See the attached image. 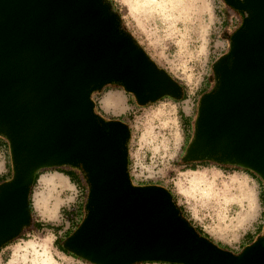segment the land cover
<instances>
[{"label": "water", "instance_id": "95a60500", "mask_svg": "<svg viewBox=\"0 0 264 264\" xmlns=\"http://www.w3.org/2000/svg\"><path fill=\"white\" fill-rule=\"evenodd\" d=\"M231 4L243 23L214 63L182 161L232 165L264 184V0ZM108 84L139 106L181 94L110 0H0V137L12 165L0 184V248L31 223L35 172L71 168L88 195L62 247L89 264H264V237L223 251L193 231L167 189L132 185L129 127L94 112L91 95Z\"/></svg>", "mask_w": 264, "mask_h": 264}, {"label": "rangeland", "instance_id": "374dc122", "mask_svg": "<svg viewBox=\"0 0 264 264\" xmlns=\"http://www.w3.org/2000/svg\"><path fill=\"white\" fill-rule=\"evenodd\" d=\"M112 2L123 29L183 87L179 98L165 96L145 106L137 105L130 93L115 84L106 85L92 96L105 120H119L129 127L128 171L132 185L167 189L193 227L202 229L228 252L239 253L243 246L264 237V185L228 165H198L190 170L182 157L193 132L200 95L213 87L214 63L228 54L230 38L242 25L243 17L222 0H195L191 6L188 0H182L184 7L180 10L148 14H138L131 0ZM230 17L236 19L233 24ZM109 93L121 99L116 114L102 107L101 101ZM7 170L11 171L12 165L9 146L5 145L0 146V175ZM55 175L64 177L65 183L46 187L43 179ZM79 175V184L74 185L53 169L40 172L31 194V223L38 224L39 230L32 225L24 228L0 250V264H89L70 253L72 256L61 253L54 242L63 239L68 229L73 231L85 216L87 188ZM41 199L46 204L36 207ZM56 227L58 232L52 230Z\"/></svg>", "mask_w": 264, "mask_h": 264}, {"label": "trees", "instance_id": "16d2710c", "mask_svg": "<svg viewBox=\"0 0 264 264\" xmlns=\"http://www.w3.org/2000/svg\"><path fill=\"white\" fill-rule=\"evenodd\" d=\"M111 1V3L113 4V2H112V0H110ZM179 84V83H178ZM179 86H180V89H181V95L183 94V87L179 84ZM211 89V88H210ZM100 91V90H99ZM209 90H205L204 92H202L201 93V95H200V97L204 94V93H206V92H208ZM96 92H98V91H96ZM96 92H93L92 93V95H91V99H92V96L94 95V93H96ZM92 101H93V99H92ZM94 102V101H93ZM94 112L97 114V115H99V116H101L102 118H103V116L101 115V113L100 112H98L97 111V109H96V106H95V102H94ZM104 119V118H103ZM105 120V119H104ZM183 122H184V127H186V125L188 124V122H187V119L185 118L184 120H183ZM192 134H193V132H192ZM192 134H191V137H192ZM191 137H190V139H191ZM190 139H189V141H190ZM188 141V142H189ZM5 145H7V147H8V143H7V141L6 140H4L3 138H1L0 137V146H5ZM184 163V165L185 166H189V169L190 170H195L197 167H198V165H200V166H207V165H211V164H213V163H211V162H209V161H207V160H200V159H198V158H196V159H194V160H190V161H187V162H183ZM194 163H198L197 165H193ZM213 165H217V164H213ZM218 166H226V165H218ZM228 166H230V167H234V168H236V169H240V168H237V167H235V166H232V165H228ZM53 170H55V171H57L58 173H61V174H63L64 176H66L68 179H69V181L72 183V184H74V185H78L79 184V177H80V175H79V171L78 170H76V169H71V168H56V169H53ZM240 170H242V171H244V172H246V173H249L251 176H253L256 180H259L260 182H262V180L257 176V175H255L254 173H252V172H250V171H247V170H243V169H240ZM40 172H42V171H38V172H35V174H34V181H33V184H32V187H31V190H30V194H29V204H30V208H31V211H32V205H31V194H32V189H33V187H34V185L36 184V182H37V180H38V177H39V175H40ZM11 174V175H10ZM10 174H9V177H8V179H5L4 178V175H0V184L1 183H3V182H6V181H8V180H10L11 179V177H12V170L10 171ZM81 174V173H80ZM81 176H82V174H81ZM130 180H131V178H130ZM131 183H132V180H131ZM133 184V183H132ZM262 184H263V182H262ZM85 185H86V183H85ZM134 185V184H133ZM143 185H145V184H143ZM264 185V184H263ZM86 188H87V185H86ZM87 195H88V189H87V191H86V197H85V199L87 198ZM85 205V204H84ZM179 208V211H180V213H181V216L184 218V216L182 215V211H181V208L180 207H178ZM80 223H81V221H80ZM79 223V224H80ZM79 224L76 226V228L73 230V231H75L76 229H77V227L79 226ZM188 224L193 228V231L199 236V237H203L204 239H206V240H209V241H211L213 244H215L219 249H221V250H223V251H227L226 249H224V248H221L218 244H216V243H214L210 238H209V236L206 234V233H204L203 231H202V229H196L195 227H193L192 226V224L190 223V222H188ZM30 225H32L33 226V228L35 229V230H39V225L38 224H32V223H30ZM52 230H54L55 232H58V230H59V227H56L55 229L54 228H52ZM69 231V229L66 231V233H65V237L63 238V239H60V240H58V238H56L55 239V243H57L56 244V247H57V249L61 252V253H63V254H66V255H70L68 252H66L64 249H63V247H62V242L73 232V231H70V232H68ZM12 242V240L10 241V242H7L6 244H4L1 248H0V250L3 248V247H5V246H7V245H9L10 243ZM253 242H255V241H253ZM253 242H250L248 245H250V244H252ZM248 245H246V246H248ZM245 246H243L242 248H241V250L244 248ZM241 250H240V252H241ZM239 252V253H240ZM236 254H238V253H236ZM70 256H72V255H70ZM142 264H144V263H142ZM166 264H172V263H166Z\"/></svg>", "mask_w": 264, "mask_h": 264}, {"label": "bare ground", "instance_id": "6f19581e", "mask_svg": "<svg viewBox=\"0 0 264 264\" xmlns=\"http://www.w3.org/2000/svg\"><path fill=\"white\" fill-rule=\"evenodd\" d=\"M131 1L133 2V8L137 11L138 14H140V13L148 14V13L154 12V11H160V12L166 13V12H170L171 10H176V9L180 10V8L182 9L184 7V5H182V0H131ZM194 1L195 0H188L187 5L191 6V3H193ZM194 178H196V177H194ZM194 181H196V180H194ZM202 191L204 192V190H202ZM198 193H199V191H198ZM30 246L32 248H35L34 244H31Z\"/></svg>", "mask_w": 264, "mask_h": 264}, {"label": "crops", "instance_id": "0c3cea01", "mask_svg": "<svg viewBox=\"0 0 264 264\" xmlns=\"http://www.w3.org/2000/svg\"><path fill=\"white\" fill-rule=\"evenodd\" d=\"M233 20H236L235 17H230L229 18V21H230L231 24H233ZM101 103H102V107H103L104 110L112 112L114 114H116L115 112L117 111L116 107H117L118 103L122 104L121 103V99L117 95H115L114 93L107 94L103 98ZM9 174H10V171L7 170V172L3 173L2 175H4L5 179H8ZM42 182L44 183V185H46V187H49L51 184H53L55 182L65 183V180H64V177H59V176L55 175V176H51L49 179L48 178H44ZM35 204H36V207H39L41 205H45L46 203H45V201H43L41 199V200H37Z\"/></svg>", "mask_w": 264, "mask_h": 264}, {"label": "flooded vegetation", "instance_id": "af4514ba", "mask_svg": "<svg viewBox=\"0 0 264 264\" xmlns=\"http://www.w3.org/2000/svg\"><path fill=\"white\" fill-rule=\"evenodd\" d=\"M222 1H223V3H224L228 8H230L231 10H233V11L235 12V14L237 13L236 15L243 17V14H241V13L235 11L234 8H233V6H232V4H231V1H235L236 3H238V2H240L241 0H222ZM227 60H228V57H227ZM227 60H226V61H227ZM131 95H132V94H131ZM132 97H133V95H132ZM133 98H134V97H133ZM248 174H249V173H248ZM261 243H262V245L264 246V241H262Z\"/></svg>", "mask_w": 264, "mask_h": 264}, {"label": "built area", "instance_id": "2783aa9c", "mask_svg": "<svg viewBox=\"0 0 264 264\" xmlns=\"http://www.w3.org/2000/svg\"><path fill=\"white\" fill-rule=\"evenodd\" d=\"M141 182H143V181H141Z\"/></svg>", "mask_w": 264, "mask_h": 264}]
</instances>
